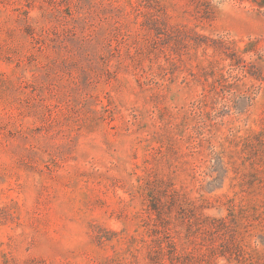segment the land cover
Segmentation results:
<instances>
[{
  "label": "rangeland",
  "instance_id": "obj_1",
  "mask_svg": "<svg viewBox=\"0 0 264 264\" xmlns=\"http://www.w3.org/2000/svg\"><path fill=\"white\" fill-rule=\"evenodd\" d=\"M0 264H264V0H0Z\"/></svg>",
  "mask_w": 264,
  "mask_h": 264
}]
</instances>
